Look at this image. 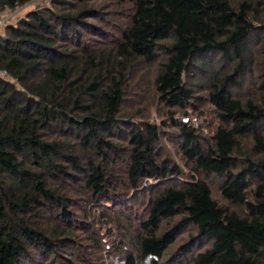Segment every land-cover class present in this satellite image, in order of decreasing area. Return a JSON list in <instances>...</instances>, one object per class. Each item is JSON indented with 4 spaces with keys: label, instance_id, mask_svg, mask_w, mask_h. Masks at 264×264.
<instances>
[{
    "label": "trees",
    "instance_id": "obj_1",
    "mask_svg": "<svg viewBox=\"0 0 264 264\" xmlns=\"http://www.w3.org/2000/svg\"><path fill=\"white\" fill-rule=\"evenodd\" d=\"M32 3L0 34V264H264V0L0 18Z\"/></svg>",
    "mask_w": 264,
    "mask_h": 264
},
{
    "label": "rangeland",
    "instance_id": "obj_2",
    "mask_svg": "<svg viewBox=\"0 0 264 264\" xmlns=\"http://www.w3.org/2000/svg\"><path fill=\"white\" fill-rule=\"evenodd\" d=\"M38 5H39V3H32V4L28 5L27 7L23 8L22 10H20L17 14H14L13 16H7V17H4L2 19L6 20V25L9 23H14L17 18L22 17L23 15L27 14L28 12L36 9ZM4 28L0 27V33L3 32Z\"/></svg>",
    "mask_w": 264,
    "mask_h": 264
},
{
    "label": "built area",
    "instance_id": "obj_3",
    "mask_svg": "<svg viewBox=\"0 0 264 264\" xmlns=\"http://www.w3.org/2000/svg\"><path fill=\"white\" fill-rule=\"evenodd\" d=\"M5 25H6V20L0 18V27L4 28ZM0 34H2V33H0ZM0 78L9 79L10 76L7 73V71L0 69ZM182 122L185 123V124L191 122L195 127H197V125H198V122H197L196 118L191 119V121L189 120V118H183Z\"/></svg>",
    "mask_w": 264,
    "mask_h": 264
}]
</instances>
